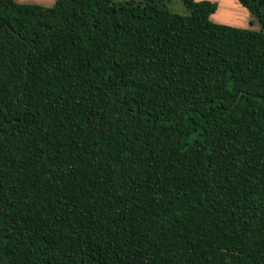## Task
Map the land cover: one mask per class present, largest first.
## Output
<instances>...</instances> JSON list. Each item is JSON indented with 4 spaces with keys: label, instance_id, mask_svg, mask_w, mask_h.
<instances>
[{
    "label": "trees",
    "instance_id": "obj_1",
    "mask_svg": "<svg viewBox=\"0 0 264 264\" xmlns=\"http://www.w3.org/2000/svg\"><path fill=\"white\" fill-rule=\"evenodd\" d=\"M239 2L258 30L0 0V264H264V0Z\"/></svg>",
    "mask_w": 264,
    "mask_h": 264
},
{
    "label": "crops",
    "instance_id": "obj_2",
    "mask_svg": "<svg viewBox=\"0 0 264 264\" xmlns=\"http://www.w3.org/2000/svg\"><path fill=\"white\" fill-rule=\"evenodd\" d=\"M209 1L215 2L217 4L216 10L209 16L211 21L215 23L254 30H256L255 23L259 25L251 12L245 6H243L239 0Z\"/></svg>",
    "mask_w": 264,
    "mask_h": 264
},
{
    "label": "rangeland",
    "instance_id": "obj_3",
    "mask_svg": "<svg viewBox=\"0 0 264 264\" xmlns=\"http://www.w3.org/2000/svg\"><path fill=\"white\" fill-rule=\"evenodd\" d=\"M18 2H25V3H37L44 6H51L55 0H17ZM171 8L174 11L180 12V13H186V9L182 5L181 2H175L171 4ZM253 19V18H252ZM260 27L257 23H255V29L258 30Z\"/></svg>",
    "mask_w": 264,
    "mask_h": 264
}]
</instances>
